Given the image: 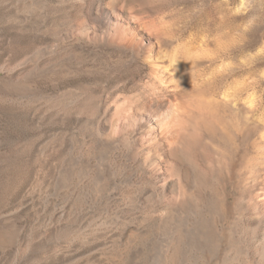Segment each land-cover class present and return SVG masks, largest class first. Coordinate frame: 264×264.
<instances>
[{
	"label": "rangeland",
	"instance_id": "374dc122",
	"mask_svg": "<svg viewBox=\"0 0 264 264\" xmlns=\"http://www.w3.org/2000/svg\"><path fill=\"white\" fill-rule=\"evenodd\" d=\"M91 1L0 0V264H258L263 177L222 173L223 144L200 134L201 180L191 174L184 187L195 204L181 208L137 167L138 136L105 135L115 105L146 85L148 64L74 36ZM132 2L119 7L133 24L172 29L165 48L206 41L200 63L217 64L214 92L245 89L264 109V0Z\"/></svg>",
	"mask_w": 264,
	"mask_h": 264
},
{
	"label": "bare ground",
	"instance_id": "6f19581e",
	"mask_svg": "<svg viewBox=\"0 0 264 264\" xmlns=\"http://www.w3.org/2000/svg\"><path fill=\"white\" fill-rule=\"evenodd\" d=\"M121 1L133 4L132 0H92L88 16L75 14L70 25L76 38L136 51L148 64L146 85L137 97L115 105L109 123L103 127L105 135L138 136L141 148L137 167L157 181L159 195H170L173 205L180 204L181 208L186 207V201L194 203L193 193L184 189L191 174L201 180V172L193 166L196 150L202 145L200 134L223 144V155L217 160L224 167L222 173L239 172L243 183L263 177L264 185V109H252L253 93L247 94L245 89L233 94L214 92L217 64L212 58L207 67L200 63L211 54L206 41L181 38L169 50L163 40L171 36L172 29L162 22L150 23L147 18V22L134 25V15L120 9ZM146 29L151 32L148 38L142 33ZM235 140L242 146H235ZM256 197H261L264 205V188ZM260 250L258 264H264V247Z\"/></svg>",
	"mask_w": 264,
	"mask_h": 264
}]
</instances>
